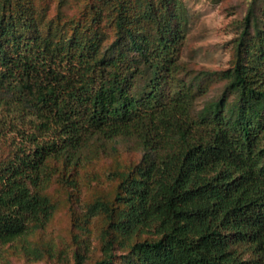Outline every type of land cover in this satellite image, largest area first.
Returning a JSON list of instances; mask_svg holds the SVG:
<instances>
[{"label": "trees", "instance_id": "obj_1", "mask_svg": "<svg viewBox=\"0 0 264 264\" xmlns=\"http://www.w3.org/2000/svg\"><path fill=\"white\" fill-rule=\"evenodd\" d=\"M71 1L0 0V246L52 219L54 163L71 169L94 139L127 138L141 162L114 168V199L86 206L107 225L93 264H264V4L216 73L222 97L197 110L201 87L180 77L179 0H81L79 18Z\"/></svg>", "mask_w": 264, "mask_h": 264}, {"label": "rangeland", "instance_id": "obj_2", "mask_svg": "<svg viewBox=\"0 0 264 264\" xmlns=\"http://www.w3.org/2000/svg\"><path fill=\"white\" fill-rule=\"evenodd\" d=\"M264 0H179L176 9L183 19L185 39L180 53L182 68L180 77L187 83L201 87L196 109L222 97L226 82L216 75L233 66L235 40L250 6ZM81 0L71 1L65 9L68 17L79 18ZM57 3L50 4L47 20L55 17ZM104 22L101 29L110 32ZM108 40H112L110 35ZM80 163L71 169L63 167V161L54 163L58 173L54 176L46 194L58 204L52 219L28 238L0 246V264H56L74 262L81 257L86 264L103 258V232L107 225L97 217L86 216V206L99 196L113 200L117 180L111 177L114 168L123 169L141 162L143 150L134 140L116 138L111 141L94 139L90 146L80 152ZM10 155V148L0 143V160ZM69 178L73 184L61 181ZM144 233L130 243L151 238ZM41 248V257L26 253ZM244 258H251L247 246L236 245ZM117 263L127 250L114 251Z\"/></svg>", "mask_w": 264, "mask_h": 264}]
</instances>
